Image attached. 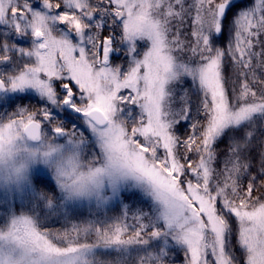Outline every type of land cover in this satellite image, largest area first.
Segmentation results:
<instances>
[{"label": "snow or ice", "instance_id": "snow-or-ice-1", "mask_svg": "<svg viewBox=\"0 0 264 264\" xmlns=\"http://www.w3.org/2000/svg\"><path fill=\"white\" fill-rule=\"evenodd\" d=\"M0 264H264V0H0Z\"/></svg>", "mask_w": 264, "mask_h": 264}, {"label": "flooded vegetation", "instance_id": "flooded-vegetation-1", "mask_svg": "<svg viewBox=\"0 0 264 264\" xmlns=\"http://www.w3.org/2000/svg\"><path fill=\"white\" fill-rule=\"evenodd\" d=\"M23 103H25V104H32V106H34V107H39L40 105L37 103V100L35 99V98H32V99H25L24 101H23ZM9 110H11V109H9Z\"/></svg>", "mask_w": 264, "mask_h": 264}, {"label": "trees", "instance_id": "trees-1", "mask_svg": "<svg viewBox=\"0 0 264 264\" xmlns=\"http://www.w3.org/2000/svg\"><path fill=\"white\" fill-rule=\"evenodd\" d=\"M30 106H32V104H29ZM53 227H59V225H53Z\"/></svg>", "mask_w": 264, "mask_h": 264}, {"label": "rangeland", "instance_id": "rangeland-1", "mask_svg": "<svg viewBox=\"0 0 264 264\" xmlns=\"http://www.w3.org/2000/svg\"><path fill=\"white\" fill-rule=\"evenodd\" d=\"M70 126V125H69Z\"/></svg>", "mask_w": 264, "mask_h": 264}]
</instances>
